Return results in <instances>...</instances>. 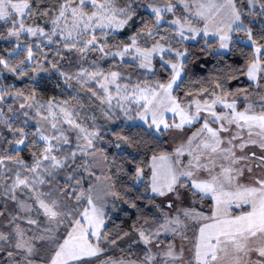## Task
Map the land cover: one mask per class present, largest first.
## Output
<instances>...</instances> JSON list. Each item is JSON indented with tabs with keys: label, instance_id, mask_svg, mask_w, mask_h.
<instances>
[{
	"label": "trees",
	"instance_id": "16d2710c",
	"mask_svg": "<svg viewBox=\"0 0 264 264\" xmlns=\"http://www.w3.org/2000/svg\"><path fill=\"white\" fill-rule=\"evenodd\" d=\"M131 1L115 0L117 8L131 5L130 12L133 14L130 26L125 28L123 33L107 37L110 45L119 47L129 44L131 42L129 36L139 34L141 43L148 47L150 46L146 43L148 38L144 37L149 30L158 29L160 33L154 35L153 39L163 37L165 41H171V46L174 48L183 46L186 52L182 62L183 76L173 90V96L181 106H188L195 100L211 101L213 95L219 94L229 99H237L238 108L245 109L246 101L243 97L253 96L258 90L247 74L249 65L256 58L252 45L241 41L236 35L238 32L235 31L226 53L217 52L216 39L201 36L196 41L183 43L172 35L173 29L167 23L156 26L155 16L146 10L148 0H141L139 4H132ZM167 1L175 4V0ZM29 2L32 15L25 18L27 23L45 25L59 13L64 0H29ZM234 2L241 21L251 29L256 45L264 46V38H262L264 37V0H258V8L255 10H250L246 0H234ZM176 12L181 18L185 16L184 10L180 7L176 8ZM165 17L167 21H171L174 14H166ZM11 29V19L0 20V60L8 64V67L0 64V73L9 70L8 73H4V78L0 79L2 84L0 88L3 89L1 93L3 98L0 99V159H3L6 167L9 168L7 174L9 178L15 176L17 160L34 162L44 148L36 125L30 123L24 116L21 104H25L28 98L36 96L44 99L67 100L72 95L73 88L70 87L72 80L82 68L81 54L76 48L69 50L63 43L46 47L36 46L38 56L45 59L46 65L56 67L50 69L48 75H37L33 67L26 63V52L14 53L15 47L6 41ZM98 34L104 35L102 32ZM22 60L25 61L23 64H21ZM165 60H175V57L171 54L156 56L153 59L154 70L146 71L134 62H122L113 58L105 63L104 71L120 73V82L131 86L139 84L155 87L157 84H167L172 78V70L163 63ZM260 61L261 68H264V50L260 54ZM21 70L24 72L23 75L20 74ZM259 81H264V71H261ZM91 87L101 93L95 84ZM117 118L119 119H115L110 131L102 130L104 132L94 147L104 153L112 187L119 201L117 204L120 207L116 209L115 214L107 216L105 226L101 230L99 240L101 252L77 264H102L111 260L144 262L149 249L141 242L139 232L154 231L162 224L159 196L153 194L151 189V159L154 155L173 154L167 132L158 133L145 125L127 123L119 112ZM20 139H24V145L17 148V141ZM120 139H125L126 147L120 146ZM66 146L61 152L66 148L71 150V147ZM256 157L253 159L257 162L259 156ZM83 161L81 158L77 159L78 164ZM137 170L141 171L139 178L136 175ZM70 172L74 174V179L79 177L78 169L68 165L47 178L44 190L51 194L52 199L57 200L64 211L72 209L82 212L87 205L85 200L77 202L74 198L68 199L62 195L64 184L68 186L69 191L72 190V180H68ZM193 193L200 199L206 200V197L201 196L197 191ZM75 194L77 195L78 191H75ZM207 199L211 206L212 200ZM0 212L3 213L0 215V233H5L9 237L7 241L0 242V264H7L9 252L17 254L18 259L26 256L23 251L15 247L17 240L14 236V228L17 225L32 226L17 218L19 214L17 203L10 196L0 197ZM78 218L79 216L74 217V219ZM70 230L71 226L65 220L53 239L35 241L33 252L27 256V259L34 264H50L57 244L63 242Z\"/></svg>",
	"mask_w": 264,
	"mask_h": 264
},
{
	"label": "snow or ice",
	"instance_id": "6c2138e0",
	"mask_svg": "<svg viewBox=\"0 0 264 264\" xmlns=\"http://www.w3.org/2000/svg\"><path fill=\"white\" fill-rule=\"evenodd\" d=\"M183 2V0H182ZM151 11L155 14L156 26L160 24L163 17L162 11L172 12L174 6L169 4L165 9L154 7L149 5ZM190 5L185 3V8H189ZM131 5L126 8H117L115 0H65V3L60 6L59 15L52 21L53 30L50 34H46L42 28L25 27L24 17L32 15V8L29 0H19V2H13V0H0V20L7 21L11 19L12 30H10V36H19L22 33L27 32L32 36L37 34L44 36L48 35V39L51 42L53 36L58 35L56 29L59 28V34L65 41V47L71 49L77 48L80 45L78 51L81 54L87 51H99L102 54L105 53L102 46H98V39L96 30L99 29L104 35L107 33L105 29L122 28L128 20L131 19L130 12ZM225 10L229 20L227 22L228 31L240 32L243 31L247 37L248 42H251L253 46L256 45L255 39L252 37L251 29L246 28L241 21L240 13L236 9L233 0H225L224 4H217L214 0H207V3H198L197 11L195 15L204 19L206 22H211L215 18V14L221 10ZM47 13H44L46 15ZM19 17V19H17ZM65 22L64 27L60 28V22ZM174 25H180L179 35L183 37L184 25L180 24L179 20L171 21ZM190 25V21H188ZM188 31L197 32L196 29L189 26ZM205 35L207 32V23L203 29ZM149 36L153 35L152 31L148 32ZM90 37V38H86ZM264 38V37H262ZM163 39V37H161ZM221 41V47L226 48L227 42L231 39V36L227 33L219 35ZM71 42V43H69ZM264 46L256 47L255 51L257 57L248 67V77L251 80L257 79V73L264 71L261 68V61L259 56ZM135 51L137 56L141 59L140 67L147 68L150 66L151 57L153 53L164 52L165 49L159 44H154L150 49H141L137 46V37L133 36L128 46L124 47L123 51L110 53L112 56H120L123 58L131 51ZM33 50L29 46L27 48V61L31 62L33 59ZM177 57H181L184 53L177 52ZM25 61H21L23 64ZM0 64H4L8 67V64L0 60ZM89 72L87 69H83L78 75L81 78L86 77L85 83L88 81H95L100 90L104 93L101 99L102 103H108L110 106L113 99L120 103V100L135 101L137 106L142 109L139 112L140 119L148 123L149 116L151 123L148 126L151 128L155 126L159 131L160 126L163 125L165 129L169 127H176L182 129L184 125H191L194 121L200 119V113L207 111L212 117L211 123H219V127L213 128L210 126V122L207 118H204V123L197 132H194L188 140V154L192 157L188 163V170L177 172L173 164H179L177 159L172 161L171 157L167 154H161L159 156L152 157V191L159 195H164L163 189H167L169 192L173 191L174 185L178 182L181 176L191 177L193 176V168H207L206 164L201 163V157L207 156L211 158L213 165L215 164V158H221L224 161H229V166L224 164L220 165L221 171L217 175H212L211 179L200 182H193V187L198 189L205 195H211L214 201V207L210 216H203L201 213H192L185 211V216H194L195 218L203 221L199 227V234L196 237L194 243V259L196 264H222V261L232 255L233 253L252 251L248 248V244L252 241H259L260 247L255 251L261 257H264V176L254 179L249 185H242L236 183V179L239 175L243 174V169L233 168L231 165L238 164L241 160H247L250 158H257L253 152L251 157L240 156L237 157L235 148H239L241 151L249 144L258 145L264 150V105L261 106L259 112H257L251 104H249L243 111H237L235 101L232 103H226L223 98L215 97L211 102L205 100L203 104L199 100H195L192 104L182 107L177 99L172 95L173 86L177 84V80L180 79V71L183 67L182 64H172L173 76L167 84H157L155 87H141L139 84L135 85L131 90V96L127 95L129 89L127 86L121 88L118 80L121 79L120 73L112 71L107 75L98 69ZM16 71V69H12ZM21 75L24 74L21 70ZM61 75H64L61 73ZM115 86L116 96L112 95L111 87ZM178 86V85H177ZM206 91V90H205ZM123 94V95H122ZM93 95H97L93 92ZM3 97L0 96V99ZM34 99V98H33ZM195 105V113H191L189 110L192 105ZM217 104H223V107L228 109L229 112L223 115H218L215 111ZM26 105L21 104V108ZM122 106V105H121ZM27 107L31 108L32 104H28ZM40 108H44L45 105H40ZM50 115L52 113L51 102L47 105ZM39 112V109H37ZM65 122L74 126L82 134V138L86 141L87 147L91 148L93 145V139L98 135L95 132H88L86 128L81 127L73 119V113L68 112L66 109L61 108ZM172 112L180 117V123L169 125L164 119L165 112ZM27 116V113H24ZM45 120L49 117L45 116ZM235 125L237 129L234 135H231L225 140L221 133L229 132L230 128L226 126ZM56 123L51 124V128L55 130ZM246 133L247 139H244ZM40 140L44 141L45 147L39 157L35 158L34 164L31 166L23 165V162L17 161L22 166L27 167L28 171L34 173V178L31 181L32 184H43L45 181L39 178L41 172L51 175L56 169H61L69 165V159L74 163L77 153L75 151L70 153V156L64 158H58L54 152L61 150V142L63 145L69 143L68 137L63 133L59 136L55 133L51 136L40 135ZM241 141L239 145L234 144V141ZM56 141L57 143H52ZM195 143V148L192 145ZM17 144H24V139L17 141ZM227 145V146H225ZM78 148L82 146L77 145ZM119 147V145H117ZM184 152V147H180L176 150V155L179 157ZM35 155V154H34ZM215 157V158H213ZM11 159V157H8ZM260 164L258 166L264 167V155L258 157ZM195 162V163H193ZM4 163L3 159H0V165ZM251 171V168L248 169ZM137 178L140 177L141 171L137 170ZM73 179L72 176L68 177V180ZM79 181H77V184ZM30 184L27 177L21 178L17 173L16 180L12 185L11 191L14 193L15 189L24 186L28 187ZM70 187V186H69ZM42 194H37L36 200L38 201V208L42 210L44 217L48 221H54L57 225L67 220L71 226V230L67 232L66 237L62 243L57 244L55 254L52 257L50 264H77V262L83 261L86 257L97 256L101 249L98 247V242L101 239L100 229L103 225L104 212L102 207H97L93 202L91 196L87 198L88 207L82 212L69 209L64 211L56 199H44L41 198ZM49 197L51 194H48ZM68 199H75L77 202L81 200V195L75 194V189L71 191L65 188L62 192ZM16 199L15 195L11 197ZM235 205L237 208L247 205L250 210L243 212L239 215H233L230 212V208ZM171 206V205H169ZM21 208L25 206L20 205ZM0 215H3L0 212ZM79 216L78 219L74 217ZM30 225L37 224L36 220L29 219L27 221ZM169 225H179L181 222L179 218L175 220L167 221ZM172 232H176V228L170 229ZM51 233V229H48ZM17 243L15 247L18 250H23L27 253V256L33 252L32 246L28 245L26 241H23V231L17 226L16 229ZM140 239L147 245L151 242L150 237L146 235L144 231L139 232ZM90 237H95L94 243ZM8 236L0 234V240L7 241ZM43 239V237H41ZM49 239H53L50 234ZM114 243V241H113ZM9 257L13 254L8 253ZM165 257L172 260L182 259V253L177 254L174 248L170 245L165 252ZM148 261L155 260L154 256H147ZM27 264H32L30 260H27ZM167 264V261H165Z\"/></svg>",
	"mask_w": 264,
	"mask_h": 264
},
{
	"label": "rangeland",
	"instance_id": "374dc122",
	"mask_svg": "<svg viewBox=\"0 0 264 264\" xmlns=\"http://www.w3.org/2000/svg\"><path fill=\"white\" fill-rule=\"evenodd\" d=\"M246 1L248 7L251 8L250 10H253L254 6L257 5L258 3V0H246ZM13 2H19V0H13ZM139 2H141V0L131 1L132 4H139ZM185 2L186 0H183V2L182 0H175V4H172L167 0H148V5L146 7V10L155 16V14L151 11L149 5L161 9H165L169 4L173 5L174 10L172 12L162 11L161 15L163 19L158 26L167 23L173 29L172 35L178 41H181L183 43L196 41L198 38L204 35L203 29L205 28V26L203 27L202 25H200L199 21L191 19L190 17V16H194V14L197 11V7H193L192 13H190L191 15H189L186 12L189 17L184 16L183 18H181L178 16L177 14L178 12H176V8L182 7L184 9ZM64 3L65 0L63 4ZM185 10L189 11L190 9L185 8ZM166 14H174V18L171 21L179 20L180 24L184 25L183 37L179 35L180 25H174L171 23V21H167L165 17ZM58 15L59 13L56 14L54 19H56ZM26 17L27 16L24 17L25 27L42 28L46 34H50L52 32L54 27L52 21L54 19H52L49 23L45 25L44 24L38 25L34 23H27V21L25 20ZM17 19H19V17H17ZM228 20L229 17L227 16L225 11L223 17L219 18L215 22L217 23V25L214 23L213 25H207V32L208 33L213 32L212 38H218L216 50L217 52L220 53H226L230 48V40L227 42L228 46L226 48H222L220 46L221 41L219 39V35L221 34L227 33L230 36L232 35V32L228 31V26H227ZM188 21H190V25ZM64 24L65 22L61 20L60 28H63ZM129 26H130V20H128V22L122 28L105 29L104 31L107 33V35H99L98 32L101 31L99 29L96 30L98 46H102L104 48L105 53H109V55L105 56L99 51H87L81 54V52L78 51L80 45H77L76 49L81 54L80 63L82 64V68L72 80V84L70 87L73 88V91H72V95H70L67 98V100H59L54 98L44 99L36 96L34 97V99L28 98L27 101L25 102L26 106L22 108L23 113H27V116L25 115L24 116L29 120L30 123L36 125L38 129L39 138L41 134L49 136L51 138V136L54 133L57 136H59L60 133H63L65 136L68 137L69 143L67 145L71 147V150L69 148H66L64 152H61L62 150H60L58 152H54V154L57 155L58 158H64L65 156H70V153L73 151L77 153L74 163L71 161V159H69V165L71 166V168L76 167L78 169V175H79L78 178L74 179V174L72 172L69 173V176L73 177V179H71L73 183L72 189L78 191L77 195L82 194L80 201L85 200L87 203V198L91 196L96 206L102 207L104 216H103V225L100 229V233L103 227L105 226L107 216L111 214L112 215L115 214V212L117 211L116 209H118V207L120 206L117 204L119 201L117 200V197L115 196L112 187L104 153L103 151L96 150L94 144L104 132L102 130L110 131L113 128L115 119H119L117 118V112L121 113L123 119H125L127 123L141 124L147 126L148 128H150L148 124L151 123V118L149 116L148 123H145L144 120L140 119L139 112H141L142 109L137 106L135 101L120 100V103L118 104L117 100L113 99L111 106L106 102L102 103L101 99L98 97H103L104 93L101 91V93L99 94L91 87L92 84H95L97 88L100 89L99 85L95 81H88L87 83H85L86 77L81 78L79 77L78 74L83 69H87L89 72L97 70V67H94V63H95V65L98 66V69L103 71L107 75L108 73L104 71V65L108 60L113 58H116L122 62L125 61L134 62L140 66L141 59L137 56L134 50L126 54L123 58H121L120 56H112L110 54V53L123 51L124 47L128 46L130 43L123 44L122 46L119 47L112 46L107 42V37L113 35H119L123 33L122 31ZM189 26L196 29L197 32L188 31ZM56 31L58 35L53 36L51 42L48 39V35L41 36L37 34L36 36H32L27 32L22 33L19 36V38H17L16 36L9 35L6 41L15 47L14 53H18L19 51H25L26 57H27V48L31 46L34 53L33 59L31 62L27 61L26 59V63L30 67H33L37 75L39 74L48 75L50 69H56V67L46 65L45 59L44 58L42 59L38 56L35 47L60 45L62 43L65 47V41L63 40L62 36L59 34L60 29L57 28ZM149 31H152L153 35L149 36L148 34H146V36L144 37V38H148L146 41V43L150 45L148 47L146 46V44L141 43L138 36L139 34L130 35L129 38L131 40L133 36H136L137 46L140 47L141 49H146V48L150 49L154 44L159 43L165 49V51L162 53L161 52L153 53L151 57L150 66L147 68H142V67L141 68L146 71H153L154 70L153 59L156 56L171 54L175 57V60H165L163 61V63L172 70V76H173V69L171 65L182 64L186 56V52L183 46L174 48L173 46H171V41L167 42L164 39L161 38L159 39L157 37L153 39V36L159 34L160 32L158 29H152ZM236 35L244 43L252 45L251 42H248V37L243 31L238 32ZM86 38H90V37H86ZM253 47L256 57L257 53L255 49L256 47H260V46L255 45ZM262 50H264V48H262ZM177 52L184 53V55L181 57H177L176 55ZM8 72L9 70L7 69L1 72L0 79L4 78L5 75L4 73H8ZM260 74L261 72L257 73L256 80L249 79L257 86L258 90L256 91V93L253 96L249 95L243 97L246 101L245 107L251 104L257 112H259L261 106L264 105V81L263 82L259 81ZM182 76H183V70L181 69L180 79L177 80V84L173 86V90L180 82ZM120 80L121 79L118 80V83L121 85V88L127 86L129 89L127 95L131 96V90L135 85L131 86L129 84H125L120 82ZM1 86L2 84L0 83V87ZM110 87H111L112 95L115 97L117 95L115 91V86H110ZM141 87H145V86H141ZM2 90L3 89L0 88V96ZM173 90H172V95H173ZM93 92H95L97 95H93ZM217 96L223 98V100L226 103H232L233 101H235L237 111L244 110V109L240 110L238 108L237 99H229L227 97H222L219 94H217V95H213L212 100ZM50 102L52 104V113L54 114L55 119L53 118V115L49 114L47 108V105ZM200 103L203 104L204 101L203 102L200 101ZM28 104H32V107L31 108L27 107ZM40 105H45V107L40 108L39 107ZM61 108L66 109L70 113H73L72 119L76 123H78L81 127L86 128L88 132L98 133V135H96V137L93 139V145L91 148L87 147L86 141L83 140L82 134L79 132V130L74 126L69 125L68 123L65 122L64 115L60 111ZM37 109H39V112L37 111ZM189 111L193 114L195 113L194 104L192 105V108ZM215 111L217 112L218 115H223L229 112L228 109L223 107V104H217L215 106ZM45 116H48L49 119L45 120L44 119ZM204 118H207L209 120L211 127L213 128L219 127V123H211L212 117L209 115L207 111H202L200 113V119L194 121L193 124L191 125H187V124L184 125L182 129H178L176 127H169L165 129L163 125L160 126L159 131L156 130L155 126H152L150 128L158 133L167 132V137L168 140L170 141V146L173 148V154L169 156L171 157L173 162H175L177 159L179 160V164L176 163L173 164L177 172L188 170V163L189 160L192 159V157L189 156L188 154L187 142L189 138L192 136V134L194 132H197L198 129L202 127L204 123ZM164 119L167 121L169 125L180 123V117L170 111L164 113ZM54 122L57 125L55 130L51 128V124ZM224 123L226 124V122ZM226 126L230 128V131L221 133L222 137L225 140H227L231 135H234L237 131L235 125L228 126L226 124ZM244 139L245 140L247 139L246 133L244 134ZM42 142L45 147L44 141ZM240 142L241 141L236 140L234 141V144L239 145ZM52 143L55 144L57 142L52 141ZM78 144L82 146L83 151H81V148L77 147ZM119 144L122 147H126L125 139H120ZM23 145L24 144H17L16 147L20 148ZM64 146L66 145H63L61 142V149ZM182 146L184 147V152L182 155L177 157L176 150ZM192 147L195 148V143L192 145ZM234 151L236 152L237 157L240 156L251 157V154L253 152L256 154V156L264 155V150H262L258 145H252V144H249L247 147H245L243 151H241L238 147L235 148ZM78 158H81L84 161L78 164L77 163ZM17 161L15 162L17 167L15 168L16 169L15 176L13 178L11 177L9 178V176H7L9 172V168L6 167V162L4 161V163L0 165V197H5V196L12 197V195H15L16 199L14 201L17 203L18 213H19L17 218L21 221H24L25 223H27L29 219L37 221V224L31 225L32 227H22L21 225H17L19 226V229L22 230L24 233L22 238L23 241H26L28 245L32 246V248L34 249L35 241L47 240L49 239L50 234L54 238L57 231L64 223L63 221L62 223L57 225L54 221H48L44 217L42 210L38 208V201L36 200L37 194H42L41 198H44L46 200L52 199L48 195L50 193L44 190V185L47 183V178L50 177L53 173H55L59 169L54 170L51 175L41 172L39 178L44 180L45 182L43 184H32L31 181L33 180L35 174L28 171L27 167L22 166L20 163H17ZM201 163L206 164L207 168H193L192 169L193 176L191 177L181 176L178 182L176 183V185H174L173 191L169 192L165 188L163 189L165 192L164 195H159L158 193L152 191L153 194L159 196V203H160L159 212L161 213L162 224L159 228H157L154 231L145 232L146 235L150 237L151 242L149 244L146 245L142 240L141 242L144 245H146L149 249V253L147 256L149 255L154 256L155 260L148 261L146 259V261L144 262H140V261L137 262L131 260H120V261L111 260V261L103 262L102 264H165V261H167V263L170 264H196L194 259V243L196 237L199 234V227L202 226L203 223H206L208 221L199 220L194 216H185L184 212L189 211L192 213H201L203 216H210L212 214V210L214 207V201L211 195H205L204 193L200 192L198 189H195L192 185L194 181L200 182L211 179L212 175H217L218 173H220L221 164H224L225 166H229L230 162L224 161L221 158H215V164L213 165V163L211 162V158H209L206 154L205 156L201 157ZM254 163L256 166L255 169H254L255 167ZM33 164L34 162H28V163L23 162V165H27V166H31ZM259 164H260L259 161L256 162L255 159L250 158L247 160H241L238 164L231 165L233 168L243 169V174L237 177L236 183L242 185H249L254 179L264 176V167L259 166L258 168L257 166ZM151 168H152V159H151ZM249 168H251V171L248 170ZM17 173L20 174L22 179L27 177L30 184L28 187L20 186L16 188L15 192L13 193L11 191V188L16 180ZM77 181H79L78 184ZM64 187L67 188L68 186L64 184ZM151 189H152V180H151ZM193 191H197L198 194L206 197V200L200 199L199 196L193 193ZM207 198H210L212 200L211 206ZM21 204H23L25 207L21 208L20 207ZM86 207H88V204L86 205ZM249 210L250 208L247 205H243L240 208H237L235 205H233L230 208V212L233 215H239ZM176 218H179L181 222L179 225H175V224L169 225L166 223L167 221L175 220ZM17 226L14 228L15 237H16L15 232ZM173 227L176 228V232H172L170 230ZM48 229L52 230L51 233H49ZM0 234L8 236L7 234L2 232ZM41 237H43V239H41ZM90 239L94 243L96 242L95 237H90ZM0 242H3V240H0ZM170 245L174 248L177 254L182 253V259L172 260L171 258L165 257L164 254L168 250ZM98 247H99V242H98ZM258 247H260V242L252 241L248 244V248L253 249L252 251L233 253L232 255L226 257L222 261V264H264V257H261L258 254V252L255 251V249ZM19 251H23V250H19ZM23 252L27 255L25 251ZM27 260H25V257L18 259L17 254H13L11 257L7 255V264H27ZM32 264L34 263L32 262Z\"/></svg>",
	"mask_w": 264,
	"mask_h": 264
},
{
	"label": "crops",
	"instance_id": "0c3cea01",
	"mask_svg": "<svg viewBox=\"0 0 264 264\" xmlns=\"http://www.w3.org/2000/svg\"><path fill=\"white\" fill-rule=\"evenodd\" d=\"M214 2L215 3H217V4H224L225 3V0H214ZM185 3H187V4H189L190 5V7H189V11L188 10H185V8L183 9L182 7V9L184 10V12H185V16L186 17H189L188 16V14L189 15H191L190 13H192V9H193V7H197V4L198 3H207V0H186V2ZM233 3H234V0H233ZM235 4V3H234ZM258 8V3H257V5H255L254 6V8H253V10H255V9H257ZM251 9V8H250ZM188 14H187V13ZM225 14V10H221L219 13H216L215 14V18H214V20L213 21H211V22H206L204 19H202V18H200V17H197L195 14H194V16H190L191 17V19H194V20H197V21H199V23H200V25H202L203 27L205 26V24L207 23V25H213V23L214 24H216L217 25V23H215L219 18H221V17H223V15ZM233 31H232V35H231V38H232V36H233ZM213 32H209L208 33V36L207 35H203V36H205V37H207L208 39H217V41H218V38H212L213 36ZM230 44H231V39H230ZM257 57V56H256Z\"/></svg>",
	"mask_w": 264,
	"mask_h": 264
}]
</instances>
